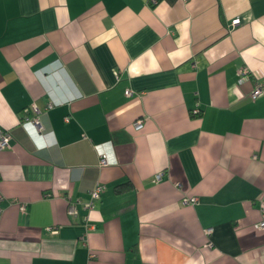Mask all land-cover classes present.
I'll return each instance as SVG.
<instances>
[{"label":"crops","instance_id":"1","mask_svg":"<svg viewBox=\"0 0 264 264\" xmlns=\"http://www.w3.org/2000/svg\"><path fill=\"white\" fill-rule=\"evenodd\" d=\"M258 83L264 0H0V264H264Z\"/></svg>","mask_w":264,"mask_h":264},{"label":"built area","instance_id":"2","mask_svg":"<svg viewBox=\"0 0 264 264\" xmlns=\"http://www.w3.org/2000/svg\"><path fill=\"white\" fill-rule=\"evenodd\" d=\"M233 24H235V25H238V24H240L241 23V19L239 18V17H237V18H235V19H233ZM241 76H240V79H239V82H242L248 75H249V70L246 68V67H244L242 70H241V74H240ZM126 94L127 95H130V94H132V92L130 91V90H127L126 91ZM264 95V87H263V85L261 84V83H258L254 88H253V90L251 91V93H250V97L252 98V99H257V98H259V97H261V96H263ZM195 114L197 113V110H195V112H194ZM29 123H34L36 126H38L39 124H38V120L37 119H34V121H32L31 119H29V118H27L26 119V121H24L23 122V125L24 126H28V124ZM144 127V122H143V120L142 119H139V120H137L135 123H134V128L136 129V130H141L142 128ZM37 129H39V128H37ZM9 140H10V136H9V134L6 132V131H4V130H2L1 131V134H0V148H4V147H9L10 146V142H9ZM100 162L102 163V164H106V162H107V158H106V155H103L102 157H101V159H100ZM102 190V187L100 186V185H97L95 188H94V190L92 191V197H93V199H95V198H98L99 197V195H100V191ZM196 200V198L195 197H192V198H190V199H187L186 201H188V202H194ZM84 206L86 207V208H91V207H93V201H87V202H84ZM21 208H22V210H25V206L23 205V206H21ZM261 209H262V212H263V218H262V221L258 224V227H264V202L262 203V205H261ZM69 214H71V215H77L78 214V208H77V206L76 205H74L73 203L70 205V208H69ZM91 227V225L90 224H88L87 225V228H90ZM209 231H211V229H208V232Z\"/></svg>","mask_w":264,"mask_h":264}]
</instances>
